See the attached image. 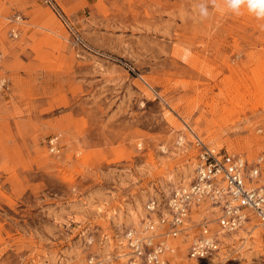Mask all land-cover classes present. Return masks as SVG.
<instances>
[{
    "label": "rangeland",
    "instance_id": "rangeland-1",
    "mask_svg": "<svg viewBox=\"0 0 264 264\" xmlns=\"http://www.w3.org/2000/svg\"><path fill=\"white\" fill-rule=\"evenodd\" d=\"M199 2L0 0V264H128L125 232L190 183L198 139L261 157L264 183V19ZM214 216L195 207L167 264L264 263L257 220L189 259Z\"/></svg>",
    "mask_w": 264,
    "mask_h": 264
},
{
    "label": "built area",
    "instance_id": "built-area-1",
    "mask_svg": "<svg viewBox=\"0 0 264 264\" xmlns=\"http://www.w3.org/2000/svg\"><path fill=\"white\" fill-rule=\"evenodd\" d=\"M197 143L200 148L190 183L174 188L164 201L150 198L146 218L125 232L128 264H167L165 254L174 250L169 238L189 228L193 210L203 202L211 205L215 216L198 222V232L187 246L189 259L201 262L218 255L222 236L251 220L264 225V183L259 182L262 158L249 162L241 154L210 148L200 139Z\"/></svg>",
    "mask_w": 264,
    "mask_h": 264
},
{
    "label": "clouds",
    "instance_id": "clouds-1",
    "mask_svg": "<svg viewBox=\"0 0 264 264\" xmlns=\"http://www.w3.org/2000/svg\"><path fill=\"white\" fill-rule=\"evenodd\" d=\"M225 14L240 15L242 9H246L250 14L258 19H264V0H202L195 6V11L202 19H207L211 15L209 7Z\"/></svg>",
    "mask_w": 264,
    "mask_h": 264
}]
</instances>
